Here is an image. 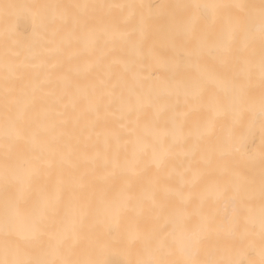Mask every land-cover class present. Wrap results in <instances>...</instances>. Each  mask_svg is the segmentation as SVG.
I'll list each match as a JSON object with an SVG mask.
<instances>
[{
    "label": "bare ground",
    "instance_id": "1",
    "mask_svg": "<svg viewBox=\"0 0 264 264\" xmlns=\"http://www.w3.org/2000/svg\"><path fill=\"white\" fill-rule=\"evenodd\" d=\"M133 2L150 6L146 14L171 3L0 0V124L7 80L14 88V110L27 126L10 161L0 139V260L15 258L9 246L27 223L17 219L12 203L16 186L3 178L8 164L20 174L33 173L24 212L46 209L40 238L24 246L30 258L47 250L48 259L94 261L103 240L128 237L136 221L164 209H221L231 218L233 202L219 192L228 180L224 166L234 160L233 133L242 130L236 120L241 105L231 88L212 78L222 70L219 59L205 57L206 83L198 96L190 64L177 79L164 81L165 69L152 58V52H171L169 41L158 35L159 20L142 37L143 47H133L127 34L134 24L119 9H89L95 26L89 34L72 19L47 23L46 10L33 7ZM110 21L118 23L119 34L106 31ZM258 52L257 46V58ZM253 83L248 107L255 122L245 151L258 172L264 148L258 71ZM259 212L257 189L254 225ZM137 239L124 238L131 244Z\"/></svg>",
    "mask_w": 264,
    "mask_h": 264
},
{
    "label": "snow or ice",
    "instance_id": "2",
    "mask_svg": "<svg viewBox=\"0 0 264 264\" xmlns=\"http://www.w3.org/2000/svg\"><path fill=\"white\" fill-rule=\"evenodd\" d=\"M13 7V5H7ZM33 7L45 9L44 20L47 23L65 24L69 19L81 25L89 34L94 33L88 10L119 9L124 18L134 24L133 31L128 33L133 47H143L142 37L151 32L154 20L161 22L158 33L169 41L171 52L168 55L150 53L155 62L165 69L164 81L177 79L186 63L196 70L190 83L198 89V96L203 92L206 81L203 63L205 57L216 56L222 66L219 73H212L218 86L231 88L237 95L241 105L236 117L242 130L233 133L231 153L234 160L225 164L224 175L228 178L220 189L219 195L232 200V215L228 224V232L241 242L250 235V229L255 224L254 202L257 189L260 200V261L264 264V148L259 156V171L257 172L250 157L246 155V136L251 132L255 122L254 114L248 107L254 92V79L259 73L260 110L259 119L264 127V0L258 3L252 0H176L158 6L151 14H146L143 3H73V4H44ZM83 9L81 14L78 10ZM105 29L111 35L120 33L118 23L110 21ZM139 34L141 39H132ZM70 35V34H69ZM259 49L258 58L256 54ZM4 108L5 115L0 124V139L6 146V157L10 161L16 145L25 138L26 120L15 112L17 101L11 99L14 88L5 81ZM247 126L245 127V121ZM35 139V137H33ZM3 178L6 184H14L17 194L12 203L17 210V219L27 221L20 237L11 242L10 249L15 258L0 260V264H110L108 261H77L66 259L58 261L47 258V250L40 256L30 258L24 247L28 242L39 239L43 230V216L46 209H34L31 213L23 210V196L30 186L33 173L20 174L10 164L6 165ZM229 193L231 195L229 196ZM214 220L210 215L200 214L197 228L189 237L185 248L186 258H173L174 253L159 233L154 234L155 243L145 248L146 258L130 262V264H217L211 259L201 260L198 257L206 241L207 234ZM161 232L165 229H161ZM232 264H243L237 259ZM249 264H254L249 261Z\"/></svg>",
    "mask_w": 264,
    "mask_h": 264
},
{
    "label": "rangeland",
    "instance_id": "3",
    "mask_svg": "<svg viewBox=\"0 0 264 264\" xmlns=\"http://www.w3.org/2000/svg\"><path fill=\"white\" fill-rule=\"evenodd\" d=\"M170 1L176 2L174 0ZM155 211L149 210V212ZM201 213L213 217L214 223L207 234L201 252L196 258L201 260L211 259L216 261L217 264H232L237 259L242 260L243 264H249V261L259 264L260 226L254 225L250 229V235L241 242L238 238L229 234L228 224L230 219L225 217L224 213L226 211L221 209L160 210L158 215L136 221L133 225V232L127 234L128 237L138 238L133 240L132 244L129 240H124L128 237H122L118 240H103L101 252H96V261H108L110 264H130L132 261L146 258L145 248L154 245L155 240L153 237L156 233H159L166 243L171 246V251L174 253L173 258H186L184 250L189 237L197 228ZM161 229H165V231L161 232ZM93 255L95 254L93 253L88 258L93 260Z\"/></svg>",
    "mask_w": 264,
    "mask_h": 264
}]
</instances>
